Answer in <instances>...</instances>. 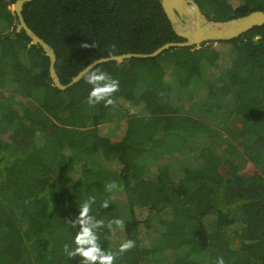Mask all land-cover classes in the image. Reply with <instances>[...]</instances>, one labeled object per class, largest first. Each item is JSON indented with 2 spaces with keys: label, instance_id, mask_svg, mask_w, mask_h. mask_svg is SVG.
<instances>
[{
  "label": "trees",
  "instance_id": "obj_1",
  "mask_svg": "<svg viewBox=\"0 0 264 264\" xmlns=\"http://www.w3.org/2000/svg\"><path fill=\"white\" fill-rule=\"evenodd\" d=\"M194 1L214 21L264 11V0ZM15 2L0 0V264H101L76 251L91 246L77 238L85 216L97 222L94 243L113 256L111 264H264V100L250 96L264 74V24L156 57L102 62L62 90L43 47L16 30ZM22 15L53 49L63 84L96 59L185 40L161 0H32ZM96 70L117 88L90 104L94 85L86 76ZM8 83L37 97L38 107L9 104ZM202 89L210 97L232 94L237 144L212 138L211 126L187 112L184 98ZM116 120L124 121L119 136L105 135L101 126ZM159 151L180 156L150 173L149 153ZM87 153L118 166L94 171L81 165ZM113 191L124 194L129 211L121 224ZM234 209L241 218L231 216ZM127 241L132 246L121 251Z\"/></svg>",
  "mask_w": 264,
  "mask_h": 264
},
{
  "label": "rangeland",
  "instance_id": "obj_2",
  "mask_svg": "<svg viewBox=\"0 0 264 264\" xmlns=\"http://www.w3.org/2000/svg\"><path fill=\"white\" fill-rule=\"evenodd\" d=\"M11 9L13 10V5L11 6ZM213 46H215V44ZM11 86L12 85L8 83L7 84L8 88L6 90H10ZM0 89H4V87L0 85ZM10 92L14 93L12 89L10 90ZM250 96L252 97V100L254 102H260L264 100V74H261L259 85L251 88ZM232 97H233L232 94H227L225 96L210 97L207 95L206 91L202 89L196 92L193 96L184 98L185 108L188 113L203 118V120L211 126L212 129L211 131L213 134L211 135L212 138L214 137V133H215L237 144L238 138L236 135L232 136V134L237 132V130L239 129L240 121L238 117H234V114L231 113V110L233 109L234 106L232 102ZM122 102L126 106H129L130 110H133V107L135 106L133 103L132 106V104L128 103L127 101H122ZM9 104L27 105L30 108L36 109L39 104V99L37 97L30 98L20 95V93L18 94L14 93L12 100L10 101ZM137 110L140 113L142 112L140 108ZM123 122H124L123 120H116L103 124L101 126V130L105 135H109L111 137H118ZM149 156H150L149 172L155 173L160 165L165 164L172 159L175 160L180 156V154L170 151H159V152H150ZM81 160H82L81 165L88 164L93 168L94 171L104 170L105 169L104 167L110 169L113 168L116 169L115 167L118 166L114 163L104 164L103 162L99 161L95 153L83 154L81 156ZM78 175H79V170L75 169L72 173V177L76 178ZM64 184L67 189H70L71 181L68 178L67 174ZM110 197L111 200L115 203L113 206L117 205L116 212L118 217L115 218V221H119L118 224H121L126 218L129 217V211L127 206L125 205L124 194L120 191H116V192L113 191ZM103 205H100V209H99L102 211L101 212L102 216L105 219L113 218V216H110L107 213L106 207H104ZM114 210L115 209H111V212H113ZM231 216L236 218H241V211L239 209H234L231 213ZM158 219H159L158 215L152 216L151 222L153 228L157 227ZM212 228H213V224H210L207 226L206 231L209 232L210 230H212ZM113 233L116 237H119L122 231L118 227V228H114ZM186 249L187 248L183 249V253L186 252Z\"/></svg>",
  "mask_w": 264,
  "mask_h": 264
},
{
  "label": "water",
  "instance_id": "obj_3",
  "mask_svg": "<svg viewBox=\"0 0 264 264\" xmlns=\"http://www.w3.org/2000/svg\"><path fill=\"white\" fill-rule=\"evenodd\" d=\"M32 0H16L13 10L19 18L16 30L24 29L30 36L33 44H40L50 57V76L54 84L64 90L78 82L93 67L102 62L115 60L119 63L132 57H156L172 46L199 45L206 41L230 39L241 35L249 29L264 24V11L255 10L228 21H214L207 18L200 6L194 0H161L164 11L171 21L175 32L185 40L181 42H167L151 53H126L111 57H102L94 60L82 69L71 81L63 84L55 70V53L48 43L39 37L25 22L22 15L23 4ZM260 37H257L259 39Z\"/></svg>",
  "mask_w": 264,
  "mask_h": 264
},
{
  "label": "clouds",
  "instance_id": "obj_4",
  "mask_svg": "<svg viewBox=\"0 0 264 264\" xmlns=\"http://www.w3.org/2000/svg\"><path fill=\"white\" fill-rule=\"evenodd\" d=\"M86 80L88 83L93 84V89L89 92L88 102L90 104H94L101 99H103L106 95L110 94L111 92L115 91L117 88V83L115 80H111L110 77L107 76L103 71L96 70L90 72L86 76ZM105 81L103 86H99L98 82ZM110 102V101H109ZM106 206V205H105ZM89 207L88 203L83 205V209L86 212ZM119 223V221H116ZM96 223L92 217L85 216L84 217V225L83 234L79 239L80 244H89L91 245L87 249H77V252H80L85 258H87L90 262H95L98 259L101 261V264H111L113 260V256L111 254L103 255L99 253V249L95 246V235L92 232V229L96 227ZM132 246V241H127L126 243L121 245V251L126 248ZM71 255V253H70ZM218 264H223V260L218 259Z\"/></svg>",
  "mask_w": 264,
  "mask_h": 264
}]
</instances>
